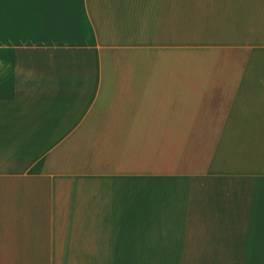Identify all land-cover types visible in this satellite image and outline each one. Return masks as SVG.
Masks as SVG:
<instances>
[{"label":"crops","instance_id":"obj_1","mask_svg":"<svg viewBox=\"0 0 264 264\" xmlns=\"http://www.w3.org/2000/svg\"><path fill=\"white\" fill-rule=\"evenodd\" d=\"M0 264H264V0H0Z\"/></svg>","mask_w":264,"mask_h":264}]
</instances>
